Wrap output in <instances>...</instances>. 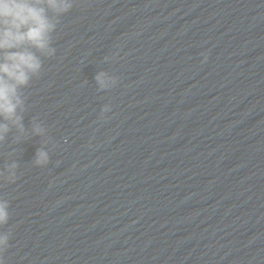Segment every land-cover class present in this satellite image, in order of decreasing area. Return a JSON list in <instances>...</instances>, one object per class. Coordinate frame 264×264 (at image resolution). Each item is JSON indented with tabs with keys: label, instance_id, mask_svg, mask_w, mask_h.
Instances as JSON below:
<instances>
[{
	"label": "clouds",
	"instance_id": "clouds-1",
	"mask_svg": "<svg viewBox=\"0 0 264 264\" xmlns=\"http://www.w3.org/2000/svg\"><path fill=\"white\" fill-rule=\"evenodd\" d=\"M75 0H0V144H3L13 128L20 133L15 138L28 137L23 123L26 100L22 89L27 88L33 78H39L43 68V58H51L56 49L53 33L60 23V17L74 7ZM118 55V54H117ZM205 60L207 54H203ZM109 57H105L108 60ZM98 90H107L117 84L118 77L107 71L95 75ZM110 105L101 109V119L109 112ZM31 135L44 137L47 129L33 117L30 121ZM51 138L49 137V140ZM36 150L34 164L45 166L49 163V152L45 145ZM17 162L5 164L0 169V182L15 183ZM10 202L0 197V227L9 219ZM11 232H0V264H5L3 253L9 246Z\"/></svg>",
	"mask_w": 264,
	"mask_h": 264
}]
</instances>
